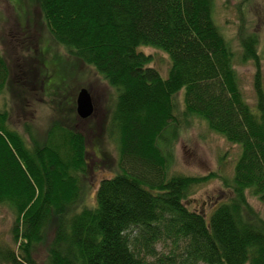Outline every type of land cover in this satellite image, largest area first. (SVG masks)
Listing matches in <instances>:
<instances>
[{
  "label": "trees",
  "instance_id": "1",
  "mask_svg": "<svg viewBox=\"0 0 264 264\" xmlns=\"http://www.w3.org/2000/svg\"><path fill=\"white\" fill-rule=\"evenodd\" d=\"M34 2L55 42L94 66L117 91L102 129L117 143L118 171L100 181L94 205L76 210L90 164L75 104L64 117L55 108L44 140L30 130L27 139L9 124V110L0 109V204L14 214V246L0 244V264H36L32 252L50 225L46 264H264V217L248 200L251 193L264 203L257 34L241 41L242 60L257 68L253 108L241 90L234 51L213 18L214 0ZM34 21L14 36L19 48L36 44ZM143 45L169 55L166 77L149 65ZM42 65L35 54L9 61L0 51V93L10 89L23 109L26 93L43 95ZM182 89L185 118L203 119L241 147L233 176L224 181L232 196L208 216L185 201L215 174L170 172L180 125L175 95ZM111 159L105 152L104 164Z\"/></svg>",
  "mask_w": 264,
  "mask_h": 264
},
{
  "label": "rangeland",
  "instance_id": "2",
  "mask_svg": "<svg viewBox=\"0 0 264 264\" xmlns=\"http://www.w3.org/2000/svg\"><path fill=\"white\" fill-rule=\"evenodd\" d=\"M25 12L31 18L30 24L35 20L31 33L36 44L19 48L14 36L22 32L23 27H31L28 25L27 16L25 18ZM213 18L234 51V68L244 98L255 108L257 96L254 83L257 68L253 60H242L241 41L249 33L257 34V50L264 82V0H214ZM42 19L40 8L34 0H0V51L9 61L37 55L43 63L41 75L44 77L43 95L26 93V101L22 102L23 109H20L11 90L6 89L0 93V109L9 110V124L27 139L30 130L35 139L44 140L50 123L57 118L55 108L59 106V113L64 117L68 106L72 103L76 106L79 90L82 87L89 89L94 103L93 114L89 119L77 120V126L86 135L90 164L88 175L84 179L86 194L79 201L76 208L78 210L84 205H94L100 181L118 171L117 143L102 129L108 111L116 100L117 91L94 66L85 63L65 46L55 42ZM139 50L151 56L150 66L158 69L164 77L168 75L171 60L166 52L144 45ZM28 76L32 78V74ZM175 102L180 125L172 149L174 160L170 172L185 175L215 174L207 182L196 186L185 201L190 209L199 210L208 216L214 207L228 201L232 196L231 189L224 181L233 176L241 147L212 131L203 119L192 115L187 118L183 116L184 89L175 95ZM74 111L76 112V107ZM105 152L112 158L107 161L109 166L102 160ZM248 200L264 217V203L251 193L248 194ZM13 222L12 210L7 205L0 204V244L14 246L11 236ZM53 233L54 227L50 225L45 242L37 245L32 252L36 264H46ZM159 249L164 250L161 245Z\"/></svg>",
  "mask_w": 264,
  "mask_h": 264
},
{
  "label": "water",
  "instance_id": "3",
  "mask_svg": "<svg viewBox=\"0 0 264 264\" xmlns=\"http://www.w3.org/2000/svg\"><path fill=\"white\" fill-rule=\"evenodd\" d=\"M76 111L79 117L87 118L94 111L93 97L86 87H82L76 98Z\"/></svg>",
  "mask_w": 264,
  "mask_h": 264
}]
</instances>
